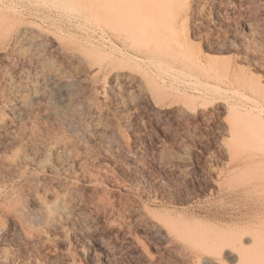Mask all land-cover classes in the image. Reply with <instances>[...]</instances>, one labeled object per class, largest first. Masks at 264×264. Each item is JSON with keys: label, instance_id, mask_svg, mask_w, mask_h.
Returning <instances> with one entry per match:
<instances>
[{"label": "rangeland", "instance_id": "obj_1", "mask_svg": "<svg viewBox=\"0 0 264 264\" xmlns=\"http://www.w3.org/2000/svg\"><path fill=\"white\" fill-rule=\"evenodd\" d=\"M144 4L0 0V264H264V0Z\"/></svg>", "mask_w": 264, "mask_h": 264}, {"label": "bare ground", "instance_id": "obj_2", "mask_svg": "<svg viewBox=\"0 0 264 264\" xmlns=\"http://www.w3.org/2000/svg\"><path fill=\"white\" fill-rule=\"evenodd\" d=\"M97 1L99 5L102 6V8L101 7L100 8L102 9V12H105V15L109 21L120 20V21H125V24L134 22L137 18V15L142 11L144 7H146L144 4L145 0H97ZM148 10L149 11L151 10L150 12H153L151 8L148 9V7H146L145 11L149 13ZM140 14L145 16L144 15L145 12L144 13L141 12ZM149 14L151 15V13ZM51 80L56 85L64 84L60 79H58L54 75L51 76ZM261 255L264 256V248Z\"/></svg>", "mask_w": 264, "mask_h": 264}]
</instances>
